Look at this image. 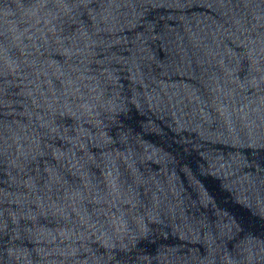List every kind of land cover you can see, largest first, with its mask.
I'll list each match as a JSON object with an SVG mask.
<instances>
[{"label": "water", "instance_id": "water-1", "mask_svg": "<svg viewBox=\"0 0 264 264\" xmlns=\"http://www.w3.org/2000/svg\"><path fill=\"white\" fill-rule=\"evenodd\" d=\"M0 264H264V0H0Z\"/></svg>", "mask_w": 264, "mask_h": 264}]
</instances>
